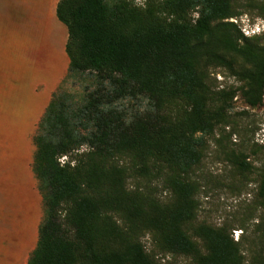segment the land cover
Wrapping results in <instances>:
<instances>
[{"label":"trees","instance_id":"trees-1","mask_svg":"<svg viewBox=\"0 0 264 264\" xmlns=\"http://www.w3.org/2000/svg\"><path fill=\"white\" fill-rule=\"evenodd\" d=\"M240 1H58L67 78L89 82L79 102L58 89L33 136L43 218L27 264H158L157 252L191 264H264V227L251 238L240 226L234 240L227 223L195 224L190 179L203 136L226 115L222 93L205 82L207 66L245 81L249 106L262 100L264 32L245 37L227 21L240 16Z\"/></svg>","mask_w":264,"mask_h":264},{"label":"rangeland","instance_id":"rangeland-1","mask_svg":"<svg viewBox=\"0 0 264 264\" xmlns=\"http://www.w3.org/2000/svg\"><path fill=\"white\" fill-rule=\"evenodd\" d=\"M131 1L136 6H142L145 0ZM19 3L20 0H0V13H15L20 8ZM240 4V15H246L251 23L264 21V16L260 14L264 0H241ZM263 43L261 39L260 44ZM231 60L235 69L241 68L242 63L238 58ZM204 77L215 95L222 93L221 105L226 115L212 132L203 136L201 160L190 172V179L196 186L195 224L220 226L227 223L234 240L241 235L239 227L243 226L251 238H255L258 230L264 227V195L258 192L264 172V91L260 104L251 107L244 95L245 81L228 67L210 64ZM83 80L82 77H68L59 87L60 92L73 96L75 102H79L83 96V86L89 82L87 78L86 82ZM82 150H85V146L79 152ZM238 162L240 165H235ZM4 178L0 176V200L7 193L2 182ZM128 184L133 186L134 181L129 180ZM12 193L15 192H9V195ZM156 196L166 200L169 193L159 185ZM41 209L40 222L43 218ZM38 228L39 225L31 233L23 234L17 230L15 236L1 239L0 244L7 250L5 253L8 257L18 261L30 254L38 240ZM142 243L147 250L153 249L148 235L142 238ZM156 260L158 264H191L185 256L158 252Z\"/></svg>","mask_w":264,"mask_h":264},{"label":"crops","instance_id":"crops-1","mask_svg":"<svg viewBox=\"0 0 264 264\" xmlns=\"http://www.w3.org/2000/svg\"><path fill=\"white\" fill-rule=\"evenodd\" d=\"M58 1L20 0L15 13H0V176L7 191L0 200V241L17 230L31 233L40 223L33 136L69 68ZM5 252L0 244V264H27L30 256L17 261Z\"/></svg>","mask_w":264,"mask_h":264},{"label":"built area","instance_id":"built-area-1","mask_svg":"<svg viewBox=\"0 0 264 264\" xmlns=\"http://www.w3.org/2000/svg\"><path fill=\"white\" fill-rule=\"evenodd\" d=\"M227 21L235 24L240 32L245 36V37H252L254 35H258L262 32H264V21L258 20L253 23H251L246 15H240L236 17H231L227 19ZM66 160L65 156H62L59 158V162L63 164Z\"/></svg>","mask_w":264,"mask_h":264}]
</instances>
